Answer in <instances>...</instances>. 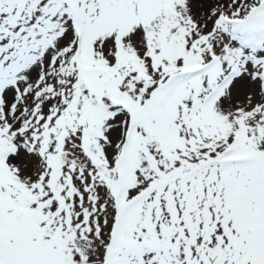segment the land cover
<instances>
[{
    "label": "snow or ice",
    "instance_id": "snow-or-ice-1",
    "mask_svg": "<svg viewBox=\"0 0 264 264\" xmlns=\"http://www.w3.org/2000/svg\"><path fill=\"white\" fill-rule=\"evenodd\" d=\"M0 264H264V0H0Z\"/></svg>",
    "mask_w": 264,
    "mask_h": 264
}]
</instances>
